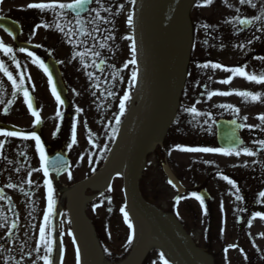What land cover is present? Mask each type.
Returning <instances> with one entry per match:
<instances>
[{"label": "rangeland", "instance_id": "374dc122", "mask_svg": "<svg viewBox=\"0 0 264 264\" xmlns=\"http://www.w3.org/2000/svg\"><path fill=\"white\" fill-rule=\"evenodd\" d=\"M69 1V0H68ZM127 1V0H122ZM186 0H171L168 8L161 14L160 22L164 24V32L161 34V50L166 57L167 64L172 71L171 76L166 80L167 87H170L171 91H174V99L167 105L170 107L171 113L175 110L174 104L178 97H182L184 101L188 103V107H195L200 115L197 116L198 124L201 121L204 123L205 115L203 114L208 108H212L210 104L209 95L212 92H220L224 87H220V84L213 82L214 90L209 92L208 90L203 92L202 88H198L194 94L188 95L182 88L187 76V59L189 56L197 57L199 55L197 45L200 41H203L204 34L201 29H191L192 25H202L218 28L224 25L228 20H235L239 17V13L236 9L238 3L234 0H227L226 3H220V0H212L207 6H202L204 0H192L189 7H184ZM203 1V3H202ZM177 2H180L178 6ZM227 10L224 16L223 9ZM100 11L97 3L93 8ZM135 8L130 6L123 13V19L118 24V29L114 38L109 44H103L104 47H100L102 43L95 42L98 36L94 26L98 24L99 19H93L96 15V11H91L86 19L92 20V24L83 25V28L90 35L84 34L83 40L77 45L76 52H70L68 49L67 60V72L70 79H74L76 82L77 98L76 107L81 108L83 106L82 117L90 121L91 130H86L84 139L81 142V155L75 157L74 169L71 173L73 178H76L73 185H78L86 177L89 176L88 171L83 172L85 165H96L99 170L102 165H99L101 158H107V162L110 163L111 155L106 157L102 153L107 141L113 138V132H115L113 125L105 124L102 128L97 126L94 122L95 118H98L102 114V103L99 99H105L117 96V92L122 90L120 99L121 101L125 94L129 96L128 108L131 113L130 124L125 127L123 134H119V142L117 144L116 152H120L121 157L124 156V151L127 144H123L125 133L128 135L129 130L132 128L135 122L138 110H139V97H134L133 93L137 89L138 84V60L135 51V63H131L133 58L132 45L136 42L132 38L131 40L126 37H133L132 25L129 26L127 19L129 15L134 19ZM182 18H179L181 17ZM223 17V18H222ZM180 19L182 21H180ZM194 20V21H193ZM85 21V20H84ZM83 21V22H84ZM174 21H179L182 37L190 42L184 46H178L176 38L179 34V30L170 29L171 24ZM87 22V21H86ZM191 34L188 36V34ZM94 37V38H93ZM98 41V40H97ZM173 44V45H172ZM194 44V45H193ZM70 46H74L75 42ZM94 47V48H93ZM73 48V49H74ZM137 50V47H136ZM95 52H99L97 57ZM78 53H84L83 56ZM108 56H112L111 61H107V64L102 66L103 76L98 77V65L101 59H105ZM136 73V79L132 80V73ZM91 73L92 75H89ZM226 75L218 73L217 77L223 79ZM241 79L243 77H240ZM243 85H247L245 81ZM240 82V83H241ZM186 84V83H185ZM111 85V87H109ZM261 85H253L254 91L260 90ZM113 89V91H112ZM116 89V90H115ZM182 89V92H181ZM264 92V91H263ZM183 93V94H181ZM119 96V95H118ZM219 97V95H215ZM223 97V96H222ZM240 96L234 95L229 98L237 99ZM262 97V95H259ZM199 101V103H197ZM114 101L111 106L117 107L118 103ZM126 103V101H125ZM174 107V108H173ZM82 109V108H81ZM246 109V108H245ZM244 109V110H245ZM260 112V109L258 108ZM256 111V112H258ZM128 110L126 111V114ZM255 113V112H254ZM198 126L193 129L197 135L201 129ZM117 131V129H116ZM121 132V131H120ZM192 132L190 135L192 136ZM189 133H187L188 135ZM96 135L99 136L96 139ZM3 137H1L0 141ZM127 138V136H126ZM125 138V139H126ZM190 138V137H189ZM186 141V139H185ZM187 142V141H186ZM190 147L187 145H182ZM75 156L76 153H73ZM81 156H83L81 158ZM201 157H204L202 153L183 152L177 149L176 145L169 144L164 146L163 142L158 144L153 151H151L145 158L144 168L142 171L140 184L142 186L143 194L147 198L148 202L154 207L159 209L172 223L176 224L181 230L182 234L188 241V248L191 250L194 260L197 264H262V255L264 253V235L262 237L258 234L261 231L262 221L257 220L254 223L253 229L247 232L246 226L239 225L237 221L238 213L236 210L235 194L232 191L233 187L227 183L226 180L220 181V187L222 194L219 201L221 207L224 209L225 219L224 221H218L215 226L216 233L213 235V239L208 240L206 233V208L201 205L200 201L195 198L194 190L195 183H203L204 177L212 172L206 165L202 163ZM104 158V159H105ZM168 163L177 177L182 181L187 192L175 200L177 193L168 184L163 171L162 165ZM227 167L228 172H233L231 167L234 165H223ZM117 177L110 180L109 185L106 184L99 190L95 188L86 189L83 193L84 197L94 200L90 203H84L86 205L84 214L86 217L94 223V229L98 234V242L102 246V252L105 257L107 255L109 263L121 264L119 260L132 256L134 253V247L140 241V237L145 230L144 228H137L135 222L129 214L127 203L123 195V183L122 175L120 171L116 173ZM194 181V183H193ZM108 185V186H107ZM198 185V184H197ZM111 187V191H109ZM85 199V198H83ZM111 201V202H109ZM16 205L18 201L16 200ZM19 217L22 233L14 243L4 244L2 247V259L0 264H29L27 254L29 248L26 244V237L28 235L27 227V212L22 204H18ZM121 208L128 213V222L132 224V228L128 227L125 223L124 215L120 211ZM111 209V211H109ZM4 226L7 225V221L3 219ZM107 233L106 237H101L102 232ZM5 233V232H4ZM4 233H2L4 235ZM264 234V232H263ZM131 237L132 243L129 245L128 239ZM235 245L236 247H231ZM257 247V248H255ZM260 247V248H259ZM71 251H67L63 264H82L80 259L79 250L76 248H70ZM107 249V251H105ZM227 249V251H225ZM201 251L202 255L199 256L198 252ZM162 250L153 244L151 251L144 258L145 264H171L169 260L163 254L164 259L161 260ZM94 264H102L101 255L94 256ZM204 258V259H203ZM43 264V263H41Z\"/></svg>", "mask_w": 264, "mask_h": 264}, {"label": "flooded vegetation", "instance_id": "af4514ba", "mask_svg": "<svg viewBox=\"0 0 264 264\" xmlns=\"http://www.w3.org/2000/svg\"><path fill=\"white\" fill-rule=\"evenodd\" d=\"M30 3H35V0H1L0 4V17L11 18L21 25V34L18 37L11 36L0 29V41L6 46L12 47L13 53L10 55H15L16 57V60L13 61L10 59V56H5L4 53L0 51V62H3L7 70L12 73L13 79L17 84V87L14 88L12 81H9L3 72H0V130L11 131L10 127H14L19 129L21 133L25 134L35 132L36 128L33 127L35 119L30 114L28 105L24 101V93L27 91L29 95H35L36 104L40 110L42 120V123L38 125L40 128L39 136L47 157L51 153L64 148V138L67 137L68 134H72L73 124L75 123L73 115L62 110L60 105L57 104L43 73L35 66V62L38 65L40 62L45 64L51 55L54 56L58 60L62 78L65 84H67L66 68L65 65L61 63V48L56 49L54 46L51 47L49 43L44 42L43 44H39V48L36 52H32L33 57L27 55V52L29 51H19L20 44L34 43V40L38 36L34 30V11L27 7ZM257 3L258 0L253 2L255 5H257ZM255 21L253 20L252 26L257 23ZM261 24L264 23L262 22ZM262 31L263 30L260 27V30L256 32L259 34ZM47 39L48 38L45 40ZM58 40L63 41L61 33ZM260 50L262 53L264 45H261V49L256 51L258 53L256 56L260 55ZM21 78H23L22 89L19 88ZM57 110L61 113L60 117L56 116ZM57 126L59 127L58 131ZM253 131V136L249 138L245 148L248 149V146L255 148L256 153L260 156L257 157L251 165L263 167L262 170L264 172V146L258 143L259 141L264 140V124H262L259 129ZM54 132H56L55 136H53ZM3 141H6L5 148H7L9 140L5 138ZM65 150L68 151L69 154L70 142ZM26 159L27 165H2V156H0V189H2L0 195H4L6 197L4 200L8 204H12V199L10 198L11 192L14 189H17L19 184L25 185V192L28 193L26 196L31 228L30 242L32 245L28 258L35 263L40 259V254H38L35 249L39 235V227L43 224V216L47 210V186L44 184L45 177L43 171H35V169L41 167V161L33 142H30L29 144V153L27 154ZM23 171H25V179L22 177L15 181V176H22L21 173ZM47 179L52 182L53 196L55 200V208L53 211L56 213L52 220V226L48 230V235L52 240L57 235L60 236V239L64 240L66 237V222H62V214L66 211L67 204L66 181H62L64 179L62 177L55 181L50 175ZM29 180L32 181L31 186L27 183ZM7 184H14L16 187L8 188L6 187ZM250 187H253V184H250ZM257 190L258 188L252 193H248L245 189L244 196L249 194V198L247 200V206L244 205V202L241 203V213H248L250 209L252 211H261L264 213V203L260 200ZM8 198H10L11 203H9ZM74 207L75 204L72 201L71 209ZM211 211L213 212V210ZM10 213L12 217L16 215V211L13 208H11ZM71 222H74L73 218H71ZM42 251L43 250L41 249V253Z\"/></svg>", "mask_w": 264, "mask_h": 264}, {"label": "snow or ice", "instance_id": "6c2138e0", "mask_svg": "<svg viewBox=\"0 0 264 264\" xmlns=\"http://www.w3.org/2000/svg\"><path fill=\"white\" fill-rule=\"evenodd\" d=\"M95 2L97 4H100L101 9L104 11H108V9L103 7V4L101 3V0H95ZM212 2V0H205V6H207V4H210ZM93 3V0H74L73 3H30L28 4V8L30 9H38L40 12H53L56 16H61L63 13V10H69L72 13H74L77 16V23L81 25L80 28L78 29H74V28H69V31L67 33V35L69 36V39H71V36L75 33H80V34H86V35H90V33H87L86 30L83 28L82 26V21L79 20V14L82 11H87V12H91V11H96V15L93 19H100V20H104L105 23H108L107 20H105L103 17H101L100 15V11H97L95 9H91L88 6L90 4ZM241 4H250L252 7H255V4H252V0H240ZM237 11H239L237 9ZM0 19H3V17H0ZM254 19L259 20L260 17H254ZM127 23L129 26L132 25L133 23V18L131 15H129L128 19H127ZM239 25L241 26H247V25H251L253 24V19H239L238 21ZM53 25L55 26V28L61 32L64 31V26L61 25L60 23L53 21ZM37 27H49V25H38ZM5 31L8 32L9 35H12V30L10 29H5ZM94 38V37H93ZM107 39V38H106ZM126 39L131 40L132 37L128 36L126 37ZM248 43H251V41H248ZM100 47H104L103 44L100 45ZM241 47H243V45H241ZM0 51H2L4 53L5 56H10V59L15 61L16 57L15 55H10L11 53H13V48L12 47H8L6 46L2 41H0ZM20 52H25L26 49L24 48H20L19 49ZM132 51H133V58L131 63H135V51H136V47L135 44L132 45ZM27 55L29 57H33V53L32 52H27ZM78 55L83 56L84 53H78ZM94 55H96L97 57H99L100 53L99 52H95ZM258 59H262L264 60V57H259ZM34 62H35V58H34ZM39 67L43 68L45 73L48 72V69L45 67V65L43 64V62L39 63ZM202 67H208V65H203ZM213 68H223L224 71L226 72H231L233 74L239 75L243 78H245L248 81H255L257 84H264V72L262 73H247L245 71V67H233V68H227L224 67L220 64H213L212 65ZM0 72H3V74L8 78L9 81H12L13 83V87L16 88L17 84L15 82V80L13 79L12 73L9 72L7 70V68L5 67L3 62H0ZM89 75H92L91 73H89ZM136 79V73L133 72L132 73V80ZM221 83L224 84H228L231 82V79H226L223 81H220ZM49 83H52V77L51 75H49ZM19 88L22 89L23 88V78H21V83L19 85ZM52 95L55 97L57 104H62L64 101L61 99L60 94H58L56 87L53 85L52 89ZM232 92H212L209 95V99H211L212 96L215 95H220V96H227V95H232ZM235 95H238L240 97L245 98V100H247L249 97H251V99L253 101L257 100L259 98V93L257 94H253L251 92L248 91H236ZM129 99V96L127 94L124 95L123 99L120 101V114L123 115L124 111H125V101H127ZM24 101L25 103L28 105V109L30 111V114L35 117L34 120V124L33 127H36L38 125H40L42 123L41 120V116H40V110L36 108L34 102L31 100L29 94L27 91H25L24 93ZM197 103H199V101H197ZM221 107H225L224 105H221ZM227 107H232L231 105H228ZM236 111H239L238 109H234ZM83 110L79 107L76 108V112H82ZM187 111H189L190 113H192L194 116H198L200 115V113L197 111V109L193 106L190 109H187ZM61 113L59 110H57L56 112V116L60 117ZM245 119H247L245 117ZM257 119H259L261 121L262 124H264V115H260L257 117ZM116 123L119 124L120 120L119 117H117ZM251 127V126H250ZM59 130V127L57 126V131ZM56 135V132L53 133V136ZM0 136L8 138V137H18L20 139L23 140H34L35 141V145H36V151L39 153L40 156V161H41V167L35 169V171L40 172L43 171V175L45 177L44 180V184L47 186V210L43 216V224L39 227V235H38V240H37V245H36V252L39 255V258L43 260V264H52V260L50 259L52 251H53V243L54 241L51 239V237L48 235V230L51 228L52 226V220L55 217L56 213L53 211L55 208V200H54V196H53V186H52V182L51 180L47 179V177L49 176V171L48 168L46 166V154H45V150H44V146L41 142V138L39 135H37L35 132L32 133H21V132H17V131H7V130H0ZM5 142L6 141H0V155H2V151L5 148ZM76 142V125L73 124V128H72V143ZM260 145L264 146V140H261L258 142ZM178 150L183 151V152H193V153H221L223 155H232V150H224V149H220V148H211V147H185L182 145H177L176 146ZM244 154L247 156H253L255 155L254 152L249 151L248 149H244ZM22 155L24 153H21ZM237 155L239 154L238 152L236 153ZM57 173L59 174V169H57ZM68 178L71 179V173H68ZM221 179H224L227 181V183L229 185H231L233 188H236V185L234 183L233 180L229 179L227 176H221ZM169 184H173V181L169 180L168 181ZM27 183L29 184V186L32 185V181L29 180L27 181ZM173 186H175L173 184ZM6 187L8 188H15L16 185L14 184H7ZM111 187H109V191H111ZM21 191H23V189H21ZM0 193H2V189H0ZM25 195H28V193H24ZM195 196V198L197 200L200 201L201 205L203 206L204 204V199L202 196L200 195H196L195 193L193 194ZM261 197H264V192H261L259 194ZM6 197L4 195H0V200L5 199ZM9 199V203H11L10 198ZM237 199L239 200L240 197L237 196ZM111 202V201H109ZM109 211H111V209H109ZM120 211L123 213L124 215V220L125 223L128 224V227L131 229L132 228V224L128 222V213L124 210V208H121ZM206 214V213H205ZM257 216H261V214L257 213ZM255 218V217H254ZM261 219H264V216H261ZM249 227H251V221L248 222ZM0 227H3V225H0ZM16 225L13 224L12 228H15ZM70 234V233H69ZM11 235V233H9V236ZM264 235V234H262ZM129 245L132 243V239L131 237H129L128 242ZM60 250L62 252V243L59 245ZM231 247H236L235 245L231 246ZM41 249L43 250L41 253ZM105 251H107V249H105ZM227 251V249L225 250ZM79 259V257H78ZM163 254H161V260H163ZM164 264H167V261H164Z\"/></svg>", "mask_w": 264, "mask_h": 264}, {"label": "water", "instance_id": "95a60500", "mask_svg": "<svg viewBox=\"0 0 264 264\" xmlns=\"http://www.w3.org/2000/svg\"><path fill=\"white\" fill-rule=\"evenodd\" d=\"M160 3L161 0H143L137 16V27L139 30L142 63L147 88L146 114L133 138L127 163L125 187L132 211L141 219L148 222L156 237L168 249L169 253L174 257L177 263L194 264L181 247L176 237L168 231L167 223L164 218L142 201L137 190V177L139 174L140 163L152 140L153 116L161 92V57L152 42V30ZM166 174L168 175L169 180L173 181L175 187L180 192H183L179 182L171 171L166 169ZM132 263L133 262H131V264Z\"/></svg>", "mask_w": 264, "mask_h": 264}, {"label": "bare ground", "instance_id": "6f19581e", "mask_svg": "<svg viewBox=\"0 0 264 264\" xmlns=\"http://www.w3.org/2000/svg\"><path fill=\"white\" fill-rule=\"evenodd\" d=\"M170 2H171V0H163L162 7H161L162 10H161L160 13H163L168 8V6L170 5ZM177 4L179 6L180 2H177ZM163 30H164L163 23L158 21L156 29L154 30V33H153V37H154V41H155L156 45L159 46V47H160L161 34H162ZM165 66H166V70H165L166 76L165 77H167V79H168L171 76L172 71L169 68L167 63H166ZM141 93H142L141 107H140L139 114H138V117L136 119V122H135L133 130L142 121V118H143V115H144V107H143L144 93L143 92H141ZM172 95H173V92L171 91L170 87H166L164 89L162 102H161L160 107L158 108V110L156 112V115H155V127L158 130V136H157L156 143H159L161 141V138H162V135H163V131H164V127H165V125H166V123L168 121V118L170 116V113L168 111V106L167 105L169 104V101L171 100ZM133 130H131L130 136L132 135ZM132 217H133V219L135 221L136 226L139 229H141V228L145 229L144 230V234L146 236L147 235H151L152 236L150 227L145 222H143L141 219H139L135 215H132ZM168 229L173 234L178 235L181 241H185V237L180 232V229L178 228V226H176V225H174L172 223L171 224L169 223L168 224ZM143 255H144V250H136V252L134 254V258L136 259V262H138L140 257H142Z\"/></svg>", "mask_w": 264, "mask_h": 264}]
</instances>
